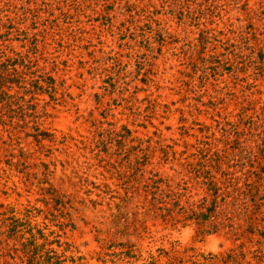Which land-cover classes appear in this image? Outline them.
I'll return each instance as SVG.
<instances>
[{
	"label": "rangeland",
	"instance_id": "rangeland-1",
	"mask_svg": "<svg viewBox=\"0 0 264 264\" xmlns=\"http://www.w3.org/2000/svg\"><path fill=\"white\" fill-rule=\"evenodd\" d=\"M0 264H264V0H0Z\"/></svg>",
	"mask_w": 264,
	"mask_h": 264
}]
</instances>
